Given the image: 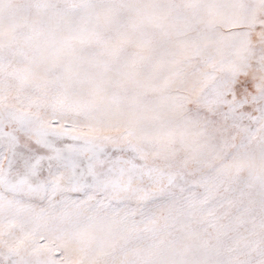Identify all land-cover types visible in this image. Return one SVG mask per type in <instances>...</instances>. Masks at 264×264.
I'll use <instances>...</instances> for the list:
<instances>
[{"label":"snow or ice","instance_id":"snow-or-ice-1","mask_svg":"<svg viewBox=\"0 0 264 264\" xmlns=\"http://www.w3.org/2000/svg\"><path fill=\"white\" fill-rule=\"evenodd\" d=\"M0 264H264V0H0Z\"/></svg>","mask_w":264,"mask_h":264}]
</instances>
